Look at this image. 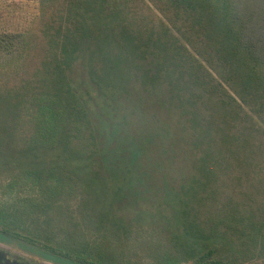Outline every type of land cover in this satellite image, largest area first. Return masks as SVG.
<instances>
[{
    "label": "trees",
    "instance_id": "16d2710c",
    "mask_svg": "<svg viewBox=\"0 0 264 264\" xmlns=\"http://www.w3.org/2000/svg\"><path fill=\"white\" fill-rule=\"evenodd\" d=\"M32 1L0 29V243L264 264V0Z\"/></svg>",
    "mask_w": 264,
    "mask_h": 264
},
{
    "label": "rangeland",
    "instance_id": "374dc122",
    "mask_svg": "<svg viewBox=\"0 0 264 264\" xmlns=\"http://www.w3.org/2000/svg\"><path fill=\"white\" fill-rule=\"evenodd\" d=\"M39 4L31 0H0V29H20L31 28L35 31L38 30L41 24L39 15ZM235 199H239L240 196H234ZM0 201L10 204L13 202V198L6 193H0ZM146 232L144 229L137 230V237L141 236V239L145 237ZM33 259L42 261L36 256H31Z\"/></svg>",
    "mask_w": 264,
    "mask_h": 264
},
{
    "label": "water",
    "instance_id": "95a60500",
    "mask_svg": "<svg viewBox=\"0 0 264 264\" xmlns=\"http://www.w3.org/2000/svg\"><path fill=\"white\" fill-rule=\"evenodd\" d=\"M0 264H54L47 261H38L25 253L13 250L0 243Z\"/></svg>",
    "mask_w": 264,
    "mask_h": 264
}]
</instances>
